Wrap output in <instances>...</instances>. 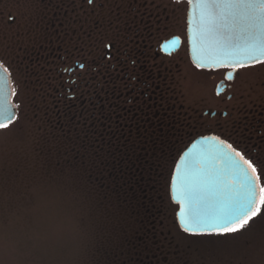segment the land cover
Listing matches in <instances>:
<instances>
[{
    "label": "flooded vegetation",
    "instance_id": "af4514ba",
    "mask_svg": "<svg viewBox=\"0 0 264 264\" xmlns=\"http://www.w3.org/2000/svg\"><path fill=\"white\" fill-rule=\"evenodd\" d=\"M9 1L0 0L7 6L0 9V48L7 51L0 64L16 112H43L49 141L78 146L83 181L98 179L106 155L107 175L122 177L121 188L104 191L97 210L114 211L109 228L121 229L129 254L147 245L151 252L138 264H165V242L171 264H239L188 252L164 229L202 237L178 228L180 205L170 196L176 165L197 139L216 137L241 151L264 187V63L236 71L196 66L186 0ZM92 190L95 198L103 194ZM127 256L119 263L137 264Z\"/></svg>",
    "mask_w": 264,
    "mask_h": 264
},
{
    "label": "rangeland",
    "instance_id": "374dc122",
    "mask_svg": "<svg viewBox=\"0 0 264 264\" xmlns=\"http://www.w3.org/2000/svg\"><path fill=\"white\" fill-rule=\"evenodd\" d=\"M2 54L7 51L0 48ZM43 118V112H32L29 106L0 129V264H100L101 254L116 242L109 228L115 213L98 212L90 182L81 179L79 166L61 161L59 143L46 138ZM260 213L249 227L217 239L186 238L177 228L176 233L164 231L191 253L264 264Z\"/></svg>",
    "mask_w": 264,
    "mask_h": 264
},
{
    "label": "snow or ice",
    "instance_id": "6c2138e0",
    "mask_svg": "<svg viewBox=\"0 0 264 264\" xmlns=\"http://www.w3.org/2000/svg\"><path fill=\"white\" fill-rule=\"evenodd\" d=\"M195 2L201 8L205 21V37L214 45L215 64L236 71L264 63V0ZM7 71L6 68L0 71V82ZM15 94L14 91L10 93L12 96ZM15 109L11 101L4 99L0 89V129L17 119ZM212 139L217 142V147L216 154L211 157V166L208 167L205 161L194 162L205 166L198 168L199 175L180 193L190 209L196 197L211 198L209 210L204 213L190 210L183 230L191 235L223 237L228 233H239L260 215V206L264 205V187H260L257 201L255 190L259 176L256 175V163L246 159L232 145H226L216 137Z\"/></svg>",
    "mask_w": 264,
    "mask_h": 264
},
{
    "label": "water",
    "instance_id": "95a60500",
    "mask_svg": "<svg viewBox=\"0 0 264 264\" xmlns=\"http://www.w3.org/2000/svg\"><path fill=\"white\" fill-rule=\"evenodd\" d=\"M187 1L190 2L187 34L191 60L198 66L207 68L221 67V65L213 62L216 52L214 45L205 37V21L202 17L201 8L195 0ZM2 68L0 67V71H2ZM0 89H2L4 99L11 101L12 95L10 93L12 90L7 72L3 73V81L0 82ZM216 147L217 142L212 138L199 139L182 155L176 165L171 183V198L175 203L180 205V209L176 214V220L182 231H184L185 219L190 210L197 213H204L209 210L211 198L204 200L196 197L192 201L190 209L188 202L180 193L190 185L194 177L199 175L198 168L205 166L194 162L205 161L207 166L210 167L212 163L211 157L216 154ZM256 184L255 198L258 201L259 187L257 181Z\"/></svg>",
    "mask_w": 264,
    "mask_h": 264
},
{
    "label": "trees",
    "instance_id": "16d2710c",
    "mask_svg": "<svg viewBox=\"0 0 264 264\" xmlns=\"http://www.w3.org/2000/svg\"><path fill=\"white\" fill-rule=\"evenodd\" d=\"M59 143V155H60V159L62 162H64L65 166L67 167H74V166H79V169L82 170L83 172V166L80 165V163L78 162L77 159V153L79 152V148L76 144H67V141L65 140L63 142V139H61V143ZM105 144V143H103ZM103 149V148H102ZM99 167H100V174L98 179H91L90 181V185L92 186L93 189H100L101 193H103L101 195V197L95 198V201L98 205V201L102 202L101 207H98L102 209L103 207V199L106 197L104 194V191H114L116 189H120V184L118 180H120L122 177H116L114 178V176L112 175V177H110L109 175H107L109 173V169L112 167V164L106 159V155L105 154H101V159H100V163H99ZM91 165H89L88 163L85 165V173L86 175H89L88 169L91 170ZM112 174V173H110ZM117 179V180H115ZM125 178H123L124 180ZM124 189H128L127 186L123 187ZM95 190V193H96ZM108 193H106L107 195ZM261 211L264 212V205L260 206ZM101 215L102 213L99 212ZM261 215V213H260ZM260 215L257 217L259 218ZM264 216V213H263ZM256 218H254L255 220ZM111 231L113 232V234L115 235L114 240H116L115 243H112L111 246H113L112 250L102 253L101 257L102 260L100 262V264H120L119 260L123 257L126 256L128 254V256L125 259H131L134 263H141L139 261L142 260V262H145L144 257L149 255L151 252V249L148 250V246L144 245L142 249H136L135 251H132V255H130L129 253H131V244L129 242L126 241L125 236L123 237V233L121 232V229L119 227H111ZM137 231L136 226L134 225L129 233L133 236L134 232ZM165 244V252L163 254V258L162 259L163 262H165V264H171V249L169 248L170 246ZM147 248V249H145ZM148 250V251H146ZM188 251V250H187ZM184 251V252H187ZM153 252V251H152ZM174 252V250L172 251V253ZM189 252V251H188ZM171 254V255H170ZM156 252H153L152 256L153 258L149 260L152 261L154 259V256H156ZM170 255V256H168ZM137 260V261H136ZM162 264V262H161Z\"/></svg>",
    "mask_w": 264,
    "mask_h": 264
}]
</instances>
